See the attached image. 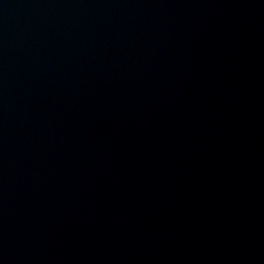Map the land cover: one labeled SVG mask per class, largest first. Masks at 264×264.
Masks as SVG:
<instances>
[{"label":"water","instance_id":"water-1","mask_svg":"<svg viewBox=\"0 0 264 264\" xmlns=\"http://www.w3.org/2000/svg\"><path fill=\"white\" fill-rule=\"evenodd\" d=\"M264 150V0H0V228Z\"/></svg>","mask_w":264,"mask_h":264}]
</instances>
